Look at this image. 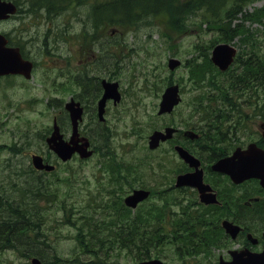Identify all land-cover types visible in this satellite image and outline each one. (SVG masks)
Wrapping results in <instances>:
<instances>
[{
	"label": "rangeland",
	"instance_id": "obj_1",
	"mask_svg": "<svg viewBox=\"0 0 264 264\" xmlns=\"http://www.w3.org/2000/svg\"><path fill=\"white\" fill-rule=\"evenodd\" d=\"M72 1L74 3L68 0L67 5V0H63L62 4L55 0L56 10L67 5L60 17L49 12L45 15L21 12L29 19L20 21L13 32L23 34L25 41L12 35L11 23L0 22V32L16 40L36 61L30 80L17 77L0 80L1 201L16 197L17 207H23L24 201L29 199L27 207L33 208L32 215L28 216V225L23 223L22 227L31 229L30 248L39 250L42 264H135L139 260L132 258V252L118 248L116 243L113 245L116 249L108 251L106 241L111 237L107 233L104 234L102 247L96 245L93 226H110L111 216L106 213L120 209L121 199L132 189L146 188L152 191L150 198L139 206L142 212V205L159 202L158 196L165 191L177 202L181 201L170 211L196 203L192 191L179 193L170 190L173 185L171 181H174L176 172L183 165L172 150L173 144H164L158 150L150 151L148 136L153 130L165 126L185 130L200 125L191 114L195 109H201L204 113L206 106L199 104L204 99L202 95L206 92L216 93L215 87L209 90L207 83L212 81L215 85L224 86L229 76L217 75L213 70L205 71L216 44L226 43L237 49V61L231 69L241 65L239 57L252 55V60H255L264 53V18L261 22L247 19L264 7V0H249L243 5L241 13L229 10V15L220 19L194 10L190 12L182 6L188 0H171L172 16L169 17L166 0L159 6L158 12L148 18L135 24L105 25L94 31L93 37L84 33L82 23L90 11L88 2ZM231 1L225 0L227 3ZM72 4L76 7L71 9ZM170 58L181 62L173 71L167 67ZM196 69L200 71L199 75H204L203 81L199 76H191ZM76 70H92L97 78L96 86L101 79L117 82L121 99L115 105L111 101L107 103L104 121L98 129L100 134L94 139L95 152L90 159L79 161L76 157L60 163L54 173L43 175L44 179L37 177L46 184L48 192L44 198L41 195L33 198L31 192L20 196L29 189L27 176L42 175L27 171L30 157L37 153L48 158L44 138L48 136L53 118L61 115L63 104L79 91L72 75ZM171 84L178 86L181 101L172 113L158 115L161 95L165 87ZM259 92L262 104L264 90ZM98 96H93L94 108ZM54 100L61 109L52 108ZM234 101L243 102L244 98L236 96ZM254 108L255 103H252V106H245L241 110L244 132L237 136L239 138L231 148L245 147L250 142L261 140L258 126L264 122V110L255 114ZM98 130L93 126V131ZM69 132L64 134L68 136ZM228 142H233L232 137L219 145L220 149L224 147L221 151H232L225 148ZM204 144L202 140L189 146L199 151ZM261 144L264 145V139ZM215 152L211 156H215ZM209 153L207 151L203 156ZM48 159L55 162L52 157ZM205 180L217 195L229 190L232 200L240 198L241 204L252 196H259L253 192L254 188H249L254 185L252 179L245 182L247 187L239 190H231L223 178L206 175ZM30 182L33 183V180ZM230 193L222 194L226 197ZM232 205L234 208L230 217L237 223V204ZM196 207L194 205L192 208ZM217 217L218 224L224 219L231 220L216 215L212 219L215 221ZM21 218L25 220V217H18V220ZM256 230L255 225L254 236L259 237L260 233ZM245 245L240 240L238 244L213 250L215 264L220 256L227 259L228 251ZM19 249L24 251V248ZM94 251L101 256L94 258ZM159 254L161 257L157 258L164 264H183L169 243L161 247ZM107 255H110L109 258H105ZM194 261L189 259L184 263L193 264ZM27 263L29 260L21 259L14 250L0 247V264ZM209 263L210 259L201 258L200 264Z\"/></svg>",
	"mask_w": 264,
	"mask_h": 264
},
{
	"label": "trees",
	"instance_id": "obj_2",
	"mask_svg": "<svg viewBox=\"0 0 264 264\" xmlns=\"http://www.w3.org/2000/svg\"><path fill=\"white\" fill-rule=\"evenodd\" d=\"M82 1L84 3L87 1L90 2L89 18L92 22L87 21L85 23L82 21V23L84 25L87 24L85 25V29L93 33L101 25H117L118 20L116 19V14L119 16L118 22L120 23L123 20H130L132 18H135V20L138 18L141 19L144 16L158 12L159 6L166 0ZM248 1L232 0L231 3H227L225 0H188L182 6L186 7L190 12L194 10L196 12L206 13L212 18L220 19L221 17L228 16L229 14L227 15V12L229 10L231 12L239 11L241 13L244 9L243 5ZM166 3L168 15L171 17V0H167ZM262 18H264V8L256 11L255 15H249L247 17V19L255 22H261ZM209 70L216 72L215 68L210 64ZM191 74L194 77L197 76L195 70ZM216 74L220 76L227 75V73H219L218 71ZM200 79L203 81L204 75H201ZM78 83L85 93V108L90 113L89 124L93 129L94 122L97 129L100 124L96 122L93 115V76L89 75L87 77L83 75ZM207 86L209 88L215 87L214 91L216 93L206 92L203 94L204 99L200 100L199 104L206 106L204 113L201 112V109H195L191 116H196L197 121L200 123L196 128L202 134L201 140H204L207 145L211 146H201L197 153L191 151L201 159L205 152L208 151L212 154L216 151L215 156H211V159L208 158L206 161V163H209L228 153L221 151L224 147L221 150L220 147L216 148L217 142L225 140L227 137L235 138L239 132L244 130V119L237 116L242 104L234 102V99L243 93L245 96L250 97L254 89L256 91L257 88L264 87V57H255V61L249 60L247 64H241L237 69H233L228 78H226L224 86L215 85L212 81L208 82ZM90 137L93 138V135H90ZM37 177L40 176L33 177L30 191H24L22 195L19 194L20 196L31 192L33 198H37L39 195L44 198L48 192L46 184L41 178L37 180ZM253 186H255V183ZM1 200L2 197L0 195ZM158 200L159 202L147 206L144 213L138 211L132 214L128 210V214L124 216L127 220L120 222L119 225H114V228L109 226L93 227L94 243L102 247V244L105 242L104 234L107 233V236L111 237V240L106 241L109 248L108 251H111L110 249L115 250L116 247L113 245L114 243H118V248L123 250L128 249L132 252V258L139 261L155 257L159 254L158 252L161 247L165 243H169L183 264H186L184 260L189 259L195 260L193 264H200L201 258L210 259L209 264H215V259L212 257L211 251L215 250L222 243V238H219L221 231L216 220L214 221L212 217L214 215L219 216L222 213L220 208H206L196 203L197 207L194 209L182 205L175 211H170V208L176 206L178 202L168 191L159 195ZM263 200L264 197L258 203H253L249 208L239 206L240 217L238 222L245 225L248 222L257 221L264 226ZM2 204L8 206L9 200L2 202ZM2 208L0 206V209ZM142 224L145 225V231L142 230ZM0 232L2 234L7 232V235L4 236L5 239L8 235H12L14 230L11 224L6 222L0 225ZM99 233H101L100 236L98 235ZM33 251L35 256H40L38 249L33 248ZM93 256L94 258H98L101 255H99V252L95 253L94 251ZM109 256L107 255L105 258H109Z\"/></svg>",
	"mask_w": 264,
	"mask_h": 264
},
{
	"label": "water",
	"instance_id": "obj_3",
	"mask_svg": "<svg viewBox=\"0 0 264 264\" xmlns=\"http://www.w3.org/2000/svg\"><path fill=\"white\" fill-rule=\"evenodd\" d=\"M13 7L9 4L0 1V19H6L7 13H12ZM5 39L0 36V75L2 74H23L29 77V71L31 68L30 63L24 62L20 59L16 50H8L4 47ZM235 55V49L227 44H221L214 47L212 51L211 61L219 68L220 71H225L233 61ZM179 65V61L176 59H170L168 67L173 70ZM104 93L102 98L98 102V117L102 120L104 112V106L106 100L113 99L114 102L119 101V93L117 92L116 83H106L102 81ZM179 102L178 87L176 85L168 86L161 97L159 104L158 115L163 113H169L173 109L174 105ZM65 109L69 112L72 135L68 142L62 139V135L59 133V128L54 123L53 132L46 142L49 148L62 160L67 161L72 157V154L77 152L81 158L89 157L92 152L87 151L89 143L85 138H79L77 133V121L81 115V108L78 104H75L72 100L65 105ZM264 129V124L261 125ZM174 132L173 128H165L164 132L153 131L149 136V148L154 149L159 145V142H163L172 137ZM185 136L193 139L196 138L193 132H185ZM264 136V131L262 132ZM80 143V144H79ZM180 158H182L190 167L195 171L179 175L176 178V187L189 186L196 188L200 193V200L205 204L215 203V195L208 193L211 188L208 185L203 184V173L199 170V161L191 156L183 148L176 146ZM32 164L34 168L38 170L51 171L54 167L50 164L42 163V159L39 156L32 157ZM211 169L215 172L224 173L229 175L231 180L238 184L248 179H258L259 184L264 188V150L257 147L255 143L249 144L245 149L236 148L230 156L218 160ZM148 192L144 190H135L131 195L125 198L124 202L127 206L134 208L138 202L144 200L148 196ZM222 227L225 229L232 238H235L239 232V227L234 226L232 223L223 221ZM233 260L228 263L220 260L219 264H264V251L260 254H250L248 251H241L240 253L231 252ZM32 264H40V261L36 258L31 260ZM138 264H163L160 260L145 261Z\"/></svg>",
	"mask_w": 264,
	"mask_h": 264
},
{
	"label": "flooded vegetation",
	"instance_id": "obj_4",
	"mask_svg": "<svg viewBox=\"0 0 264 264\" xmlns=\"http://www.w3.org/2000/svg\"><path fill=\"white\" fill-rule=\"evenodd\" d=\"M7 46L14 47L16 45L14 40H11L9 36L6 37ZM21 57L24 56L23 52L20 51ZM23 58V57H22ZM30 57L23 59H29ZM22 78L21 76H1V79L5 78ZM29 171L32 172V168H29ZM32 215L31 209H18V208H2L0 209V225L8 222L13 227V234L8 235L7 238L4 239V236L7 235V232L2 234L0 232V244L4 245L6 248L16 249V248H24V253L26 256H30L32 251L30 250L32 244V235L30 233V228L27 226L26 228L22 227V224L25 223L28 225V220H23L22 218L18 220V216H30ZM257 242V241H256ZM257 242L255 244V251H260L262 249L263 244ZM258 247V250L256 248Z\"/></svg>",
	"mask_w": 264,
	"mask_h": 264
},
{
	"label": "bare ground",
	"instance_id": "obj_5",
	"mask_svg": "<svg viewBox=\"0 0 264 264\" xmlns=\"http://www.w3.org/2000/svg\"><path fill=\"white\" fill-rule=\"evenodd\" d=\"M213 140V139H212ZM225 155V154H224ZM211 159V158H210ZM249 191V190H248ZM239 199V198H238ZM244 199H245V197H244ZM155 215V214H154ZM43 241V240H42Z\"/></svg>",
	"mask_w": 264,
	"mask_h": 264
}]
</instances>
